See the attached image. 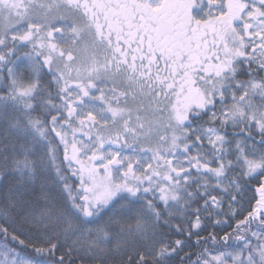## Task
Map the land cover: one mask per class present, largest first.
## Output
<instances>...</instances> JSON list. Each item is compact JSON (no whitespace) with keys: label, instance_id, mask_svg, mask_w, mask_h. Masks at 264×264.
Instances as JSON below:
<instances>
[{"label":"snow or ice","instance_id":"snow-or-ice-1","mask_svg":"<svg viewBox=\"0 0 264 264\" xmlns=\"http://www.w3.org/2000/svg\"><path fill=\"white\" fill-rule=\"evenodd\" d=\"M0 264H264V0H0Z\"/></svg>","mask_w":264,"mask_h":264}]
</instances>
